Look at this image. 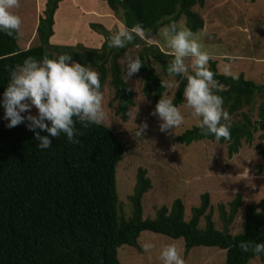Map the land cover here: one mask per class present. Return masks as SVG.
<instances>
[{
    "label": "trees",
    "instance_id": "16d2710c",
    "mask_svg": "<svg viewBox=\"0 0 264 264\" xmlns=\"http://www.w3.org/2000/svg\"><path fill=\"white\" fill-rule=\"evenodd\" d=\"M67 0H46L43 16L37 29L39 45L22 51L18 35L9 37L0 33V109H3V92L10 83V73L28 57L51 59L69 54L72 61L98 72L101 91L107 81L115 90L117 115L124 121L136 105V94L127 82L120 60L139 46L144 65L138 72L144 76V95L153 99V105L165 97L166 87L154 62L163 74L173 56L159 46H147L143 36L156 37L171 24L186 18L188 28L197 33L204 30V19L195 12L204 8L206 0H98L107 4L124 28L140 24L145 32L136 37L125 49H109V38L114 35L104 25L92 23L91 29L105 37L100 49L83 45L55 46V19L61 3ZM219 1V0H213ZM258 1V0H253ZM145 51L147 54H145ZM209 70L216 73L223 97L224 109L230 117L240 116L231 123L230 138L216 140L194 127L177 136L175 143L190 146L203 141L218 142L228 146L230 158L240 153L244 142L253 144L256 133H261L258 145L262 163L257 166L264 174V85L248 80L244 75L232 79L220 74L218 62L209 61ZM193 73H191L192 75ZM178 89L173 103L184 104L187 77L175 76ZM259 101H261L259 103ZM257 107V120L248 110ZM74 140L69 143L65 134L49 137L52 146L40 150L39 140L25 124L14 128L0 126V264H121L119 249L130 246L141 250L139 240L144 232L163 235L174 240L183 239L188 254L195 247H217L227 251L225 264H251L259 258L264 264V254L259 257L243 252L241 241L254 245L264 242V200L245 209V231L233 236L230 228L243 205L238 194L219 210L224 230L217 229L213 219L210 194L201 197V205L192 210L186 221V207L182 200L174 202L171 209L163 207L155 220H144L143 197L152 189L147 172L139 170L135 193L131 197L134 214L127 220L120 214L117 191V169L127 149L119 137L106 125L84 128L74 118ZM222 123H226L222 121ZM41 136H48L40 131ZM204 227L202 228V223Z\"/></svg>",
    "mask_w": 264,
    "mask_h": 264
},
{
    "label": "rangeland",
    "instance_id": "374dc122",
    "mask_svg": "<svg viewBox=\"0 0 264 264\" xmlns=\"http://www.w3.org/2000/svg\"><path fill=\"white\" fill-rule=\"evenodd\" d=\"M45 6L46 0H20L19 7L12 10L22 21L18 37L20 50L26 51L39 45L37 29ZM195 12L205 21L204 30L194 33L195 38L202 50L210 54V60L218 62L220 74H223L227 64L238 76L244 75L246 79L264 85V0H206L205 7L198 6ZM55 17V35L51 39L55 46L83 45L90 49H100L105 37L91 29L92 23L104 25L113 34L124 28L107 4L98 0H67L61 3ZM175 26L177 29L188 28L186 18L182 17ZM163 29L156 37L143 36V39L147 46L156 45L171 54ZM141 49L145 47L139 46L120 60L125 78L127 57H140ZM185 61L189 71L183 76L187 77L192 73L191 60L185 58ZM152 64L164 81L165 98L173 101L178 82L174 77L163 74L154 62ZM126 80L136 94V105L131 109L128 122L117 115L118 103L114 100L115 90L110 79L102 92L106 112L102 124L109 127L127 149L117 169L120 214L132 220L134 209L131 197L135 193L139 170L143 169L152 182V189L144 195L142 201L144 220H155L163 207L171 209L175 201L182 200L186 207L185 219L190 221L192 210L201 205L202 195L208 193L211 196L214 222L217 229L223 231L224 223L219 207L225 205L228 210L229 204L241 194L243 205L230 233L233 236L244 233L246 207L264 200V174L257 170V166L262 163L258 150L261 133H256L253 144L244 142L240 153L233 158L229 157L226 144L203 141L187 146L175 143L177 136L199 127L191 116L192 110L187 107L186 100L179 107L185 123L167 133L161 132L162 121L158 116L151 115L155 110L153 99L143 93L144 76L137 73ZM245 112H250L253 120H257V107L255 110L246 109ZM32 114H38L35 108ZM3 117L4 110L0 109V126L7 123ZM239 119L238 115L231 116L230 123L238 122ZM144 124H147L144 134L137 135V129ZM201 227H204V222ZM145 243H154L155 248L145 252ZM139 244L140 251L130 246L119 249L121 264H162L158 259L159 253L169 244L177 246L185 264H225L227 260V251L220 248L195 247L187 254L183 239L174 240L150 232L142 233ZM251 264L263 263L256 258Z\"/></svg>",
    "mask_w": 264,
    "mask_h": 264
},
{
    "label": "clouds",
    "instance_id": "9594fccd",
    "mask_svg": "<svg viewBox=\"0 0 264 264\" xmlns=\"http://www.w3.org/2000/svg\"><path fill=\"white\" fill-rule=\"evenodd\" d=\"M20 0H0V33L9 37L18 35L21 29V18L12 10L19 7ZM144 28L137 24L131 29L125 27L112 35L108 48L125 49L135 42L136 37L144 35ZM163 36L173 59L167 67L171 77L182 76L189 71L185 58H190L192 75L187 76L184 88L186 105L191 109V116L198 122L204 135H212L216 140L230 138L231 117L224 109V100L214 90L220 91L216 73L209 70L210 54L202 50L201 44L194 33L188 29H177L175 24L163 29ZM233 59V58H230ZM144 65V59L139 56L127 57L126 78L131 79ZM223 74L232 79H238V74L231 71L230 65H225ZM2 106L6 127L11 129L25 124L40 141V150L50 149L52 141L49 137H59L65 134L69 143H79L74 140V118L84 128L90 125H101L106 119L104 96L101 91L99 74L85 65L72 61L69 54L51 59L34 57L26 58L10 73V83L3 92ZM35 108L37 115L32 114ZM27 113V115H22ZM162 121L161 132L177 129L185 123V117L171 99L162 97L151 113ZM225 121L226 123H222ZM147 124L137 129V135H143ZM46 131L48 136H41ZM245 253L251 252L259 257L264 254V242L250 245L241 241L239 244ZM154 243H145L143 249L150 252ZM158 259L162 264H185L179 249L175 244H169L160 251Z\"/></svg>",
    "mask_w": 264,
    "mask_h": 264
}]
</instances>
